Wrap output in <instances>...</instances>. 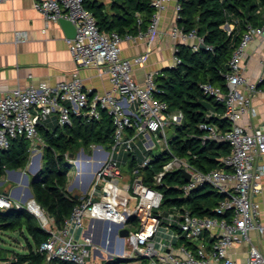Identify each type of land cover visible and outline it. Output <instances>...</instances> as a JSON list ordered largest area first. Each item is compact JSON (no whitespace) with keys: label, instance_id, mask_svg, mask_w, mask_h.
Returning <instances> with one entry per match:
<instances>
[{"label":"built area","instance_id":"obj_1","mask_svg":"<svg viewBox=\"0 0 264 264\" xmlns=\"http://www.w3.org/2000/svg\"><path fill=\"white\" fill-rule=\"evenodd\" d=\"M6 1L10 0H0ZM169 2L153 0L155 13L147 30H140L136 36H122L118 32H102L84 0H34V8L47 23L66 18L75 25L76 37L67 38V43L76 68L70 78L56 84L19 87L0 98V154L11 147L14 139L23 136L29 140L31 151L44 147L39 126L53 114L58 116L60 126H66L72 125L73 116L100 120L101 112L106 111L114 125L111 154L103 145L94 144L92 156L69 158L71 168L75 166L77 170L69 190L78 202L62 227L57 226L34 197L21 202L0 191V210L26 209L49 231V239L38 248L47 255V261L91 264L94 236L89 231L90 224L92 220H99L102 226L94 223L93 228H103L104 244H111L108 233L115 228V238L123 247L118 252L123 254L120 257L123 259L137 258L142 264L143 260L147 264H236L229 257L230 249L246 243L250 246L247 264H264V255L252 237L253 232L264 235L257 199L263 191L264 130L248 128L242 122L249 110L256 112L253 98L264 81V58L261 73L253 81L243 74L244 57L255 38L262 37L264 41V26H248L233 51L230 72L226 75L227 91L211 83L201 84L205 94L224 105L223 116L230 123L227 130L216 124H201L206 131L205 142H226L230 146V154L220 159L223 168L203 172L186 159L173 155L154 175V184L158 185L168 172L190 174L182 187L185 194L199 185H211L225 196L215 208L225 217L199 216L185 207L163 208V193L146 184L141 176V170L150 164L152 157L145 156L124 177L122 160L115 156L122 150L135 152L140 142L151 153L156 146L152 134L171 152L167 129L183 122L182 112L171 111L167 102L156 97L160 70L147 71L143 83L134 75L135 68L144 67L150 60L160 35L161 13ZM180 10L181 3L177 0L171 28L176 44L169 67L180 62L176 56L177 44L194 40L191 46L196 50L203 43L195 31L185 32L179 25ZM16 35L20 40L26 32L19 31ZM135 37L146 38L145 50L130 58L123 57V41ZM89 67L96 68L100 75L108 74L111 89L98 92L86 86L80 70ZM208 115L216 114L209 112ZM33 207L40 209L44 216L36 215ZM125 228L129 235L122 237L121 230ZM111 248L115 250L114 246Z\"/></svg>","mask_w":264,"mask_h":264},{"label":"trees","instance_id":"obj_2","mask_svg":"<svg viewBox=\"0 0 264 264\" xmlns=\"http://www.w3.org/2000/svg\"><path fill=\"white\" fill-rule=\"evenodd\" d=\"M181 10L178 23L185 32L195 31L203 39L205 48L185 43L177 44L176 66L160 70L156 82L159 92L156 97L167 102L171 111L184 115L181 125L174 126L169 138L171 152L164 150L152 156L148 166L141 170L146 184L157 187L163 197V208L174 206L189 209L199 216L223 218L215 211L217 204L225 198L211 185H199L185 194L186 183L182 171L168 172L160 184H154V175L160 172L171 156L186 159L193 167L203 172L222 169L221 158L230 154L226 142L208 140L201 124H216L224 130L230 123L224 118V105L205 94L201 84L211 83L227 91L226 75L229 62L248 26H264V0H179ZM153 0H84L85 7L93 13L102 32H118L136 36L146 31L155 13ZM139 19L142 20L139 23ZM229 25L230 30L225 29ZM264 88V81L259 85ZM209 112L216 115L209 116ZM44 146V162L40 172L31 183L34 199L40 207L62 227L78 198L67 186L71 171L70 154L77 145L90 147L94 144L108 148L114 143V125L111 116L101 112L100 120H87L73 116L72 125L53 130L41 128ZM31 156L29 140L23 136L13 140L11 147L0 154V178L6 169L27 166ZM132 169L138 162L137 150L127 153ZM0 229L19 231L27 239V251L16 253L14 264H76L53 259L38 251L39 246L50 237L40 221L26 209L0 210ZM127 259L112 257L100 264H126ZM143 264H147L143 260Z\"/></svg>","mask_w":264,"mask_h":264},{"label":"crops","instance_id":"obj_3","mask_svg":"<svg viewBox=\"0 0 264 264\" xmlns=\"http://www.w3.org/2000/svg\"><path fill=\"white\" fill-rule=\"evenodd\" d=\"M109 1L104 0L107 4ZM176 2L177 0H170L167 8L161 13L160 35L150 60L144 67H137L134 70L135 78L140 83L144 82L147 71L163 70L169 67L173 61L176 41L171 35V28L176 14ZM19 31L26 32V36L20 40L16 35ZM192 43L194 40L188 44L192 45ZM146 44V38L141 37L124 40L122 56L130 58L138 55L145 50ZM263 58L264 41L262 37H257L251 42L245 54L243 74L253 81L256 80L261 73ZM75 68L76 65L69 50L67 37L59 21L47 23L34 8V0L0 2V98L19 87L56 84L70 78ZM80 75L86 86L95 91L105 92L111 89L108 74L100 75L96 68H82ZM253 108L256 112L253 113L252 110H249L242 122L248 128H262L264 130L263 88L255 94ZM56 125H58V116L53 114L48 121L41 125V128L53 130ZM39 132L42 136L40 130ZM35 151H31L26 167L5 170L0 178L1 192L21 202H26L31 197V193L34 197L31 183L43 166L44 147L39 148L38 152L33 155ZM261 160L264 162V158ZM75 179V174L70 171L68 190ZM257 199L260 203V220L264 223V179L263 191L257 196ZM100 225L102 226V223ZM102 229L95 228L94 237L97 242L103 241L101 238ZM0 231L5 232L6 230L0 229ZM24 237L26 239V236ZM252 237L264 255V235L253 232ZM249 247L246 243L235 245L230 249L229 257L236 264H247ZM24 249L26 252L27 244ZM4 252L1 248L0 264H9V262H5L7 255ZM97 252L100 254L99 251Z\"/></svg>","mask_w":264,"mask_h":264},{"label":"rangeland","instance_id":"obj_4","mask_svg":"<svg viewBox=\"0 0 264 264\" xmlns=\"http://www.w3.org/2000/svg\"><path fill=\"white\" fill-rule=\"evenodd\" d=\"M229 28H232V27H228L225 25V29H229ZM173 133H174L173 127L167 129V135L169 138H171ZM152 139H153V142L156 144V146L152 149L151 153L148 152L149 149L145 146L144 142H140L139 145L136 147L137 157L140 162L143 161L145 156L152 157L154 154L160 153L165 150V146L163 145V143L159 142L158 136L156 134H152ZM104 148L109 152V154L112 153V150L110 148H106V146H104ZM92 150H93V145L90 147H85L82 144L77 145L74 148V150L71 152L70 156H77V157L92 156ZM36 152H38V150L35 151L33 155ZM115 156H117L118 159L122 160L121 167L123 170L124 177L130 175L132 173V167L128 163V157H126L127 153H125L124 150H122L120 153L115 154ZM71 172L72 173L77 172L75 166L71 168ZM97 228L101 229L102 227L98 226ZM115 233H116L115 228H112V230H110L108 233V241L110 240L113 242V244L111 242L110 245L104 244L103 243L104 241L97 242L93 240L94 250L92 254L91 264H100L103 260H106L112 257H122L123 256L121 252H118L123 247L120 244L119 239L115 238ZM91 234L95 236V228L91 229ZM26 244H27V241L25 237L19 231H15V232H12V231H5V232L2 231L1 232L0 231V253H1V248H2L5 251L4 252L5 255H7V260H5V262L7 263L9 262V264H14V261L16 260L15 254L24 252L25 251L24 246H26ZM112 246H114L115 248L114 251L111 250ZM97 251L101 252L103 256L99 254ZM0 258H1V255H0ZM128 264H142V261H139V259L137 258H131V259H128Z\"/></svg>","mask_w":264,"mask_h":264},{"label":"water","instance_id":"obj_5","mask_svg":"<svg viewBox=\"0 0 264 264\" xmlns=\"http://www.w3.org/2000/svg\"><path fill=\"white\" fill-rule=\"evenodd\" d=\"M59 23L60 25L62 26L63 30H64V33L66 35L67 38H75L76 37V34H77V30H76V27L75 25L68 19L66 18H60L59 19ZM202 48H205V44L204 42L201 43L200 45ZM73 157V156H71ZM185 178H186V181H188L190 179V174L188 173H185ZM31 197H33L32 193L30 194ZM94 223H102V221H99V220H92L91 224H90V230L93 229V224ZM129 235V230L128 229H122L121 230V236L122 237H126ZM94 240L96 241V238L94 237ZM111 250H113V248H111ZM100 254L103 256V254L100 252ZM142 259H145L144 256H141Z\"/></svg>","mask_w":264,"mask_h":264},{"label":"bare ground","instance_id":"obj_6","mask_svg":"<svg viewBox=\"0 0 264 264\" xmlns=\"http://www.w3.org/2000/svg\"><path fill=\"white\" fill-rule=\"evenodd\" d=\"M32 211H33L36 215H38V216H40V217L44 216L43 212H42L40 209L36 208V207H33V208H32Z\"/></svg>","mask_w":264,"mask_h":264}]
</instances>
